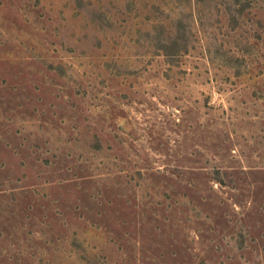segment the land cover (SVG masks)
I'll return each instance as SVG.
<instances>
[{
  "label": "rangeland",
  "instance_id": "obj_1",
  "mask_svg": "<svg viewBox=\"0 0 264 264\" xmlns=\"http://www.w3.org/2000/svg\"><path fill=\"white\" fill-rule=\"evenodd\" d=\"M0 264H264V0H0Z\"/></svg>",
  "mask_w": 264,
  "mask_h": 264
},
{
  "label": "trees",
  "instance_id": "obj_2",
  "mask_svg": "<svg viewBox=\"0 0 264 264\" xmlns=\"http://www.w3.org/2000/svg\"><path fill=\"white\" fill-rule=\"evenodd\" d=\"M235 1H238V0H235Z\"/></svg>",
  "mask_w": 264,
  "mask_h": 264
}]
</instances>
